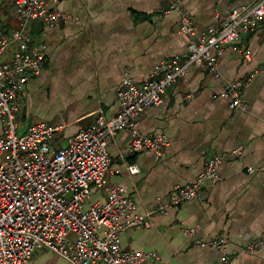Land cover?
I'll return each mask as SVG.
<instances>
[{"label":"crops","instance_id":"0c3cea01","mask_svg":"<svg viewBox=\"0 0 264 264\" xmlns=\"http://www.w3.org/2000/svg\"><path fill=\"white\" fill-rule=\"evenodd\" d=\"M257 1L57 0L58 11L69 19L54 28L32 26L34 37L46 33L47 58L42 74L21 95L18 122L62 126L51 146L67 147L101 114L108 119L117 114V87L126 74L137 83L149 80L160 62L184 55L202 31L218 27L228 9ZM14 3L0 0V27L7 32L20 25ZM182 13L190 15L196 36L180 33ZM236 81L245 85L243 110H232L222 96L225 85ZM139 131L169 138L165 159L131 151L129 135L119 131L109 145L107 180L143 214L154 210L156 198L193 183L210 156L223 162L216 183H205L196 200L150 217L149 228L125 232L123 248L159 255V261L146 264H219L224 253L229 264H264V251L243 253L248 243L264 241V30L243 34L236 47H225L219 77L192 67L167 91L162 105L142 114ZM91 191L85 208L106 200L104 189L91 185ZM217 237L227 238L224 250L199 246ZM37 259L36 264H69L46 250Z\"/></svg>","mask_w":264,"mask_h":264},{"label":"built area","instance_id":"2783aa9c","mask_svg":"<svg viewBox=\"0 0 264 264\" xmlns=\"http://www.w3.org/2000/svg\"><path fill=\"white\" fill-rule=\"evenodd\" d=\"M181 0H177L179 3ZM57 0H15L19 28L7 32L0 27V264H36V251L46 250L69 264H146L157 262L154 252L126 250L122 236L129 230L150 227V217L166 215L184 203L196 200L207 182L219 180L223 158L210 156L193 183L177 187L167 197L156 198L150 213L124 195L121 187L107 180L112 159L109 145L119 131L126 132L133 152L148 151L158 161L165 159L170 140L166 135L144 136L140 118L149 108L164 103L167 91L192 67H204L220 75V59L226 46H234L243 34L264 30V0L228 9L218 27L202 31L184 55L160 62L152 77L137 83L126 74L117 87V114H101L94 124L81 129L63 149L51 146L62 126L40 121L23 126L21 95L28 83L42 74L47 58L46 33L34 37V23L54 28L63 18ZM174 3L172 9H177ZM180 33L196 36V27L182 13ZM238 49V48H236ZM244 55L250 58L251 51ZM240 81L228 82L223 97L232 110L246 109ZM235 154L240 155L241 149ZM251 173L253 169H249ZM91 185L105 190V201L90 204ZM194 235V230H189ZM227 238L201 241L202 248L224 250ZM264 241L248 243L243 253L257 255ZM219 264H229L224 253Z\"/></svg>","mask_w":264,"mask_h":264},{"label":"rangeland","instance_id":"374dc122","mask_svg":"<svg viewBox=\"0 0 264 264\" xmlns=\"http://www.w3.org/2000/svg\"><path fill=\"white\" fill-rule=\"evenodd\" d=\"M20 123H22L21 121H19ZM21 125V124H20ZM51 143V142H50ZM40 252H41V250H39V251H36L35 253H34V255H33V257H32V260L34 261V260H36V261H38V263H40V261L37 259V257H39L40 256Z\"/></svg>","mask_w":264,"mask_h":264}]
</instances>
